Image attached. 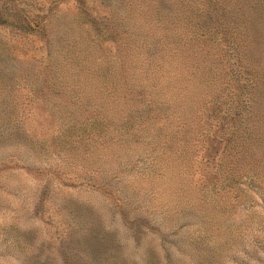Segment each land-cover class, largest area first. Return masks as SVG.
Here are the masks:
<instances>
[{"label":"rangeland","instance_id":"1","mask_svg":"<svg viewBox=\"0 0 264 264\" xmlns=\"http://www.w3.org/2000/svg\"><path fill=\"white\" fill-rule=\"evenodd\" d=\"M0 264H264V0H0Z\"/></svg>","mask_w":264,"mask_h":264},{"label":"trees","instance_id":"2","mask_svg":"<svg viewBox=\"0 0 264 264\" xmlns=\"http://www.w3.org/2000/svg\"><path fill=\"white\" fill-rule=\"evenodd\" d=\"M227 39H229V42H233L234 43V46L235 48H238L241 46V43H238L236 41V39L233 37V36H230V37H227ZM151 75H160V76H163V77H168V76H173V75H179L180 74V71L182 69V67H171L170 65L166 66V65H159L158 63H153L151 65ZM174 68V69H173ZM183 73V71H181V74ZM242 104L240 103V106L238 105V110L242 109ZM240 113V112H239ZM242 133V132H241ZM233 133H225L223 138L225 139V141H232L233 139Z\"/></svg>","mask_w":264,"mask_h":264}]
</instances>
